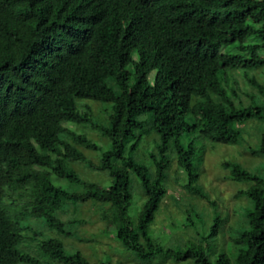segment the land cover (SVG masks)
<instances>
[{
  "label": "trees",
  "instance_id": "16d2710c",
  "mask_svg": "<svg viewBox=\"0 0 264 264\" xmlns=\"http://www.w3.org/2000/svg\"><path fill=\"white\" fill-rule=\"evenodd\" d=\"M87 101L111 110L101 116ZM63 122L108 140L98 166L83 151L97 143ZM196 138L262 159L221 164L246 184L227 230L199 184ZM171 156L188 194L213 212L207 222L184 206L188 236L163 243L152 230L164 197L182 209L167 193ZM90 169L110 184L83 178ZM131 173L142 197L134 217ZM90 205L129 260L264 264V0H0V264H111L72 244Z\"/></svg>",
  "mask_w": 264,
  "mask_h": 264
},
{
  "label": "rangeland",
  "instance_id": "374dc122",
  "mask_svg": "<svg viewBox=\"0 0 264 264\" xmlns=\"http://www.w3.org/2000/svg\"><path fill=\"white\" fill-rule=\"evenodd\" d=\"M128 70L132 69V66H127ZM154 72H150L148 75L149 80L153 79ZM242 81V80H240ZM245 87V85H244ZM93 111H97L101 116H107L109 111L111 110V106L109 103H100V102H92L87 101ZM63 126L70 129H76L81 133H85L88 137L93 139L95 143L98 145L97 150L83 149L87 158L91 159L96 166L99 165L100 156L103 151L109 145L108 140L103 137L98 131L95 129H91L88 126H77L76 124L70 122H63ZM245 130L249 133L255 131L252 128L251 123H248L245 127ZM248 134H245L247 137ZM152 135L146 138V143L143 141L139 148V152H142L145 157V162L149 163V159H146L147 151L153 150L154 142L152 139ZM253 140V139H252ZM187 142V141H186ZM199 142L205 146L203 148V152L201 154V163H200V177L199 184L202 189L209 195L210 200L216 202V210L220 213L222 217L225 218L224 228L227 230L229 226V222L232 221L235 216L240 215L239 208L241 212H243V198H237L235 192H238L240 188H243L246 184L240 182H233L227 176V169L223 167L221 164L225 160H234L243 162L244 166L256 167L261 162L262 159L254 158L250 155L246 154L243 151V148L240 145H232L226 143H212L210 141H204L196 138V146L199 145ZM144 143L146 147L144 146ZM247 144V143H246ZM201 150V151H202ZM200 151V152H201ZM138 152V154H139ZM141 153V154H142ZM198 153V152H196ZM170 154V151H169ZM172 155V154H170ZM85 175L83 178L89 181L97 182L100 185L107 186L110 184V178L107 175L106 170H97L90 169L85 170ZM135 174L131 173V186L132 190L134 189L135 184ZM52 181L56 184H65V180L52 177ZM186 182V174L178 167L176 164L175 156H171V165L168 169L167 174V186H168V194H173L176 198L181 199V207L182 209L178 211L179 208L173 209V202L170 196H166L163 199V209L158 211L157 218L155 221L156 230L153 231L152 234L156 235L157 231L159 233L160 242L167 243L169 240H173L174 238H185V220L183 219V210L184 206L190 207L191 205L196 208L198 212H202L204 215V219L207 222H210L211 213L213 212V207L210 203L206 202L205 199H199L189 195L186 189L183 187V184ZM67 183V182H66ZM142 197H140V191L138 189H134L133 199L128 208L129 215L134 217L137 213V209L140 206ZM86 221L84 229L79 228V233L81 235L80 240H73L72 244H74L78 249L85 253L89 258L92 259L93 263H98L101 261L108 262L111 264H116V261L119 260L120 264H147L141 263L139 261H134L133 259L126 258L127 254L119 253V246L115 240L114 234L107 231L100 232L99 228L103 227V223L98 220L94 215V206H86L85 208ZM173 211V212H172ZM235 211L238 213L235 215ZM171 222H174L172 224ZM172 224V225H171ZM153 225V224H152ZM151 225V227H152ZM198 228V224H197ZM190 234V229H188ZM158 233V232H157ZM93 238L96 241L89 240L87 242H83L84 238ZM67 243H70L71 240L66 238ZM149 264V263H148ZM152 264H157V262H153ZM161 264H172L169 260L165 261Z\"/></svg>",
  "mask_w": 264,
  "mask_h": 264
}]
</instances>
